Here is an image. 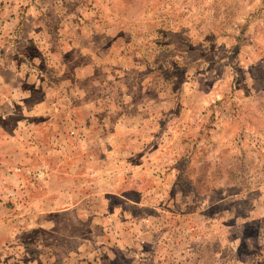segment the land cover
<instances>
[{"label": "rangeland", "instance_id": "rangeland-1", "mask_svg": "<svg viewBox=\"0 0 264 264\" xmlns=\"http://www.w3.org/2000/svg\"><path fill=\"white\" fill-rule=\"evenodd\" d=\"M0 264H264V0H0Z\"/></svg>", "mask_w": 264, "mask_h": 264}]
</instances>
